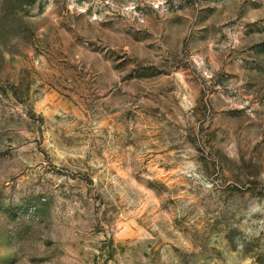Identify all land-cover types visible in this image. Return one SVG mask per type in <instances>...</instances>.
I'll return each mask as SVG.
<instances>
[{"label":"rangeland","instance_id":"1","mask_svg":"<svg viewBox=\"0 0 264 264\" xmlns=\"http://www.w3.org/2000/svg\"><path fill=\"white\" fill-rule=\"evenodd\" d=\"M0 264H264V0H0Z\"/></svg>","mask_w":264,"mask_h":264}]
</instances>
